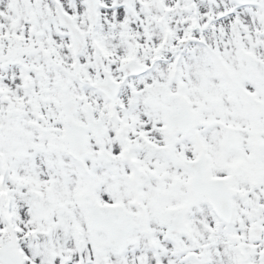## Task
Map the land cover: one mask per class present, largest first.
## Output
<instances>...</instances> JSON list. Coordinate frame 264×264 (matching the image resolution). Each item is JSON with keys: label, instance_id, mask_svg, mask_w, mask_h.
<instances>
[{"label": "snow or ice", "instance_id": "snow-or-ice-1", "mask_svg": "<svg viewBox=\"0 0 264 264\" xmlns=\"http://www.w3.org/2000/svg\"><path fill=\"white\" fill-rule=\"evenodd\" d=\"M0 264H264V0H0Z\"/></svg>", "mask_w": 264, "mask_h": 264}]
</instances>
